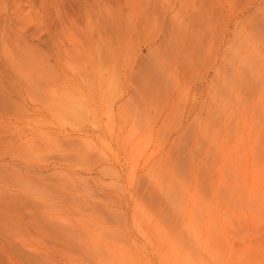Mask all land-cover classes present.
Wrapping results in <instances>:
<instances>
[{"label":"rangeland","instance_id":"obj_1","mask_svg":"<svg viewBox=\"0 0 264 264\" xmlns=\"http://www.w3.org/2000/svg\"><path fill=\"white\" fill-rule=\"evenodd\" d=\"M0 264H264V0H0Z\"/></svg>","mask_w":264,"mask_h":264}]
</instances>
